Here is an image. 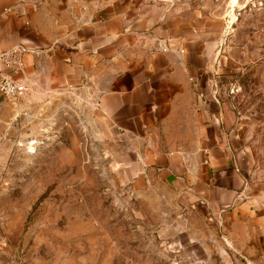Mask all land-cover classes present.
Returning a JSON list of instances; mask_svg holds the SVG:
<instances>
[{"label":"crops","instance_id":"1","mask_svg":"<svg viewBox=\"0 0 264 264\" xmlns=\"http://www.w3.org/2000/svg\"><path fill=\"white\" fill-rule=\"evenodd\" d=\"M61 5L0 0V52L27 49L7 73L29 87L16 101L0 91V127L54 90L93 93L127 182L175 192L246 264H264V182L218 85L223 22L157 0L82 17Z\"/></svg>","mask_w":264,"mask_h":264},{"label":"rangeland","instance_id":"2","mask_svg":"<svg viewBox=\"0 0 264 264\" xmlns=\"http://www.w3.org/2000/svg\"><path fill=\"white\" fill-rule=\"evenodd\" d=\"M30 1L82 17L117 0ZM157 1L223 22L218 85L264 182V0ZM0 130V264H246L175 192L127 182L93 93L54 90Z\"/></svg>","mask_w":264,"mask_h":264},{"label":"built area","instance_id":"3","mask_svg":"<svg viewBox=\"0 0 264 264\" xmlns=\"http://www.w3.org/2000/svg\"><path fill=\"white\" fill-rule=\"evenodd\" d=\"M27 51L23 45L15 46L0 52V91L11 100H19L29 92V87L23 81L14 79L7 73V68L15 67L22 61Z\"/></svg>","mask_w":264,"mask_h":264},{"label":"bare ground","instance_id":"4","mask_svg":"<svg viewBox=\"0 0 264 264\" xmlns=\"http://www.w3.org/2000/svg\"><path fill=\"white\" fill-rule=\"evenodd\" d=\"M235 1V0H234ZM236 2V1H235Z\"/></svg>","mask_w":264,"mask_h":264}]
</instances>
